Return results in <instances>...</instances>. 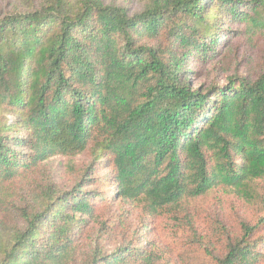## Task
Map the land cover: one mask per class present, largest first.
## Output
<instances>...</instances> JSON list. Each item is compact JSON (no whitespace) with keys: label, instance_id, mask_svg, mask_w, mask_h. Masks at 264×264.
<instances>
[{"label":"trees","instance_id":"obj_1","mask_svg":"<svg viewBox=\"0 0 264 264\" xmlns=\"http://www.w3.org/2000/svg\"><path fill=\"white\" fill-rule=\"evenodd\" d=\"M11 1L0 264H170L161 221L191 264H264V0ZM81 155L69 189L47 176ZM219 195L253 214L225 227L197 205Z\"/></svg>","mask_w":264,"mask_h":264},{"label":"rangeland","instance_id":"obj_2","mask_svg":"<svg viewBox=\"0 0 264 264\" xmlns=\"http://www.w3.org/2000/svg\"><path fill=\"white\" fill-rule=\"evenodd\" d=\"M119 5L127 6L131 12L139 11L140 0H108ZM12 9L11 0H0V13L5 14ZM246 49V48H245ZM259 55L260 53L257 52ZM205 78L196 81V84H203ZM222 83V79L219 80ZM86 155L77 156L71 159L56 157L45 164V172L49 178L64 189L71 186V175L68 170L69 164L75 167L82 166L87 161ZM198 207L206 215L214 214L216 211L220 221L227 228L237 225V222L251 214L250 208L243 206L237 200L230 197L205 198L197 202ZM253 214V213H252ZM152 238V237H150ZM156 241L165 258H168L170 264H191L196 256V248L193 246L190 233L179 227L171 225L165 221L158 223L156 228Z\"/></svg>","mask_w":264,"mask_h":264}]
</instances>
